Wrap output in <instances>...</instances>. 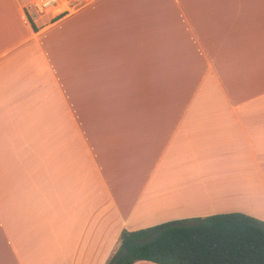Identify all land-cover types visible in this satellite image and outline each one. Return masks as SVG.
I'll use <instances>...</instances> for the list:
<instances>
[{"label":"crops","instance_id":"0c3cea01","mask_svg":"<svg viewBox=\"0 0 264 264\" xmlns=\"http://www.w3.org/2000/svg\"><path fill=\"white\" fill-rule=\"evenodd\" d=\"M30 1L0 0V264H106L124 230L264 222V0Z\"/></svg>","mask_w":264,"mask_h":264},{"label":"trees","instance_id":"16d2710c","mask_svg":"<svg viewBox=\"0 0 264 264\" xmlns=\"http://www.w3.org/2000/svg\"><path fill=\"white\" fill-rule=\"evenodd\" d=\"M264 264V222L219 214L122 231L106 264Z\"/></svg>","mask_w":264,"mask_h":264},{"label":"built area","instance_id":"2783aa9c","mask_svg":"<svg viewBox=\"0 0 264 264\" xmlns=\"http://www.w3.org/2000/svg\"><path fill=\"white\" fill-rule=\"evenodd\" d=\"M63 0H31L30 6L40 15H53L58 11ZM77 7L86 4V0H76ZM56 13L55 15H57Z\"/></svg>","mask_w":264,"mask_h":264},{"label":"rangeland","instance_id":"374dc122","mask_svg":"<svg viewBox=\"0 0 264 264\" xmlns=\"http://www.w3.org/2000/svg\"><path fill=\"white\" fill-rule=\"evenodd\" d=\"M29 10H30V12H33V9L31 8V7H29ZM34 13V12H33Z\"/></svg>","mask_w":264,"mask_h":264}]
</instances>
